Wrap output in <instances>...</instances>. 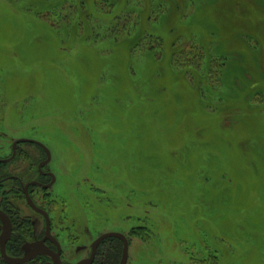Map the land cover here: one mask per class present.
I'll return each instance as SVG.
<instances>
[{
  "label": "rangeland",
  "instance_id": "374dc122",
  "mask_svg": "<svg viewBox=\"0 0 264 264\" xmlns=\"http://www.w3.org/2000/svg\"><path fill=\"white\" fill-rule=\"evenodd\" d=\"M21 136L85 244L264 264V0H0V154Z\"/></svg>",
  "mask_w": 264,
  "mask_h": 264
},
{
  "label": "flooded vegetation",
  "instance_id": "af4514ba",
  "mask_svg": "<svg viewBox=\"0 0 264 264\" xmlns=\"http://www.w3.org/2000/svg\"><path fill=\"white\" fill-rule=\"evenodd\" d=\"M22 139H26L28 141H19L14 149V142ZM15 141L11 143L9 153H5L4 155L0 154V189H2L5 184H7L9 185V189L14 191L13 193H9V202L11 203L12 207H6L5 209L0 205V210H2L8 216L11 222V234L7 243L22 242L20 246V255L12 257L23 256L24 249L22 247L24 244L33 242H44L46 247L55 253L58 251V247L54 242H59L61 246L60 257L63 264H79L81 262L87 264L86 262L91 258L90 264H120L123 252L122 240L116 238H107L102 240L92 257L93 242H95L104 233L98 235V237L95 238L89 245L85 244L88 241L86 238L82 240L84 232L77 228L75 223H71L68 215L69 212L66 214L67 211L64 210L66 208H56L55 205L58 203V199L53 196L52 190L57 182V178L48 167L52 160L50 159L51 161L44 164V162L47 160V153L45 149L37 143L40 141L36 138L28 136H21ZM24 145L37 147L45 154V158H41L39 161L37 157V164L33 165V167L31 166L27 172L25 170H18V167L16 168L15 166L19 162L18 160L20 158L22 159L23 157H29L22 149V146ZM35 154L37 156V153ZM23 173L25 174L23 175ZM48 185L49 187H47ZM26 192L34 204L47 213L49 223L46 215L34 210L29 205ZM39 195L41 197L37 199ZM18 222L28 223L29 230L27 232L21 231L20 224H18ZM3 231L4 223L0 219V240ZM113 240L121 242L122 245L121 253L116 263L110 262L113 257L108 253L109 249L102 246L104 244L103 242ZM78 241L81 242V245H77L74 253L72 252L71 245ZM62 242H70V248L68 246L65 248ZM111 245L112 247L113 245L116 247L114 248L115 250L110 248V251L112 252L113 250L117 253L118 245L113 243ZM116 253H114V257H116ZM25 264H53V258L48 254L38 255ZM127 264H129V256Z\"/></svg>",
  "mask_w": 264,
  "mask_h": 264
},
{
  "label": "water",
  "instance_id": "95a60500",
  "mask_svg": "<svg viewBox=\"0 0 264 264\" xmlns=\"http://www.w3.org/2000/svg\"><path fill=\"white\" fill-rule=\"evenodd\" d=\"M19 141H28V140L22 139V140L15 141L14 142V149H15L16 144ZM37 143L45 149V151L47 153V160L44 162V164L48 163L51 159L50 150L44 144H42L40 142H37ZM47 187H49V185ZM26 195H27V192H26ZM27 196H28L27 200H28L29 205L34 210L46 215V217L48 219L47 213L43 209L38 207L36 204H34V202L31 200L29 195H27ZM0 219L4 223V231L2 233L1 240H0V252H1V256H2L3 260L6 263H8V264H25V263L31 261L32 259H34L38 255L48 254V255H51V257L53 258V264H63L61 257H60L61 246H60L59 242H54L55 245L58 247V251L55 253L50 251L46 247L44 242H33V243L24 244V246L22 247L24 249V255L23 256H21V257L9 256L7 254L6 245H7L8 238L10 237V234H11V222H10V219L8 218V216L2 210H0ZM48 223H49V219H48ZM48 229H49V225H48ZM107 238H117V239H120L123 241V252H122V258H121L120 264H127L128 256H129V241H128L126 235H124L123 233H120V232L104 233L95 242H93L92 257L96 251V248L100 245L101 241L104 239H107ZM91 259L89 261H87L86 263L90 264ZM79 264H84V263L81 262Z\"/></svg>",
  "mask_w": 264,
  "mask_h": 264
},
{
  "label": "trees",
  "instance_id": "16d2710c",
  "mask_svg": "<svg viewBox=\"0 0 264 264\" xmlns=\"http://www.w3.org/2000/svg\"><path fill=\"white\" fill-rule=\"evenodd\" d=\"M5 185H4L5 187L3 186L2 189H0V202H1L0 205L3 208L6 209V207H12L11 203L9 202V200H10V194L9 193H13L14 191L9 189V185H7V184H5ZM18 224H20V230L21 231L27 232L29 230L28 223L18 222ZM112 243L117 244L118 245L117 248L120 247V245H121L120 244L121 242H112ZM21 244H22V242H8L7 243V253H8V255H10V256H19L20 253H21V250H20ZM118 249H117V253L114 252V253H116V257H114V254H113L112 255L113 259L110 260V262H113V263L115 262L116 263L118 261L120 253H121V250H118ZM0 264H8V263H6L3 260L2 256H1V253H0Z\"/></svg>",
  "mask_w": 264,
  "mask_h": 264
}]
</instances>
